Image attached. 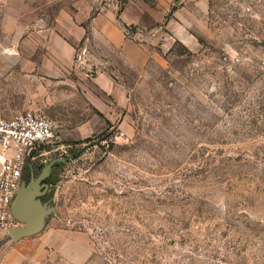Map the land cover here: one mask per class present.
Masks as SVG:
<instances>
[{"label": "rangeland", "instance_id": "rangeland-1", "mask_svg": "<svg viewBox=\"0 0 264 264\" xmlns=\"http://www.w3.org/2000/svg\"><path fill=\"white\" fill-rule=\"evenodd\" d=\"M183 2L135 38L151 55L119 68L111 118L70 85L39 106L53 137L34 165L68 158L45 225L87 233L103 264H264V0ZM183 5L193 43L167 24Z\"/></svg>", "mask_w": 264, "mask_h": 264}, {"label": "crops", "instance_id": "crops-1", "mask_svg": "<svg viewBox=\"0 0 264 264\" xmlns=\"http://www.w3.org/2000/svg\"><path fill=\"white\" fill-rule=\"evenodd\" d=\"M151 1L128 0L118 11L117 2L96 9L97 0H0L2 115L8 118L34 108L41 112L39 106L53 103L70 85L79 87L98 112L111 118L127 101L125 86L117 76L119 68L147 63L151 53L135 38L161 23L172 2ZM184 2H192L193 8L205 4V0ZM186 8L177 7L167 24L175 28L174 37L193 43L186 29L196 16ZM123 24L135 26L136 31L128 35ZM83 42L95 67L91 75L75 63ZM92 115L87 121L94 119ZM0 264L103 263L93 256L87 233L44 224L36 234L0 243Z\"/></svg>", "mask_w": 264, "mask_h": 264}, {"label": "built area", "instance_id": "built-area-1", "mask_svg": "<svg viewBox=\"0 0 264 264\" xmlns=\"http://www.w3.org/2000/svg\"><path fill=\"white\" fill-rule=\"evenodd\" d=\"M78 67L88 66L84 46L75 55ZM53 137L52 120L35 109H26L10 117L0 110V240L10 238V231L20 222L11 213V201L22 181V171L32 151Z\"/></svg>", "mask_w": 264, "mask_h": 264}, {"label": "water", "instance_id": "water-1", "mask_svg": "<svg viewBox=\"0 0 264 264\" xmlns=\"http://www.w3.org/2000/svg\"><path fill=\"white\" fill-rule=\"evenodd\" d=\"M66 159L68 158H53L37 175L32 172L28 181H21L10 205L12 215L20 222V225L10 231L11 239L17 240L42 230L45 217L53 212V207L42 202L40 198L48 190L45 180L50 175L53 165Z\"/></svg>", "mask_w": 264, "mask_h": 264}, {"label": "trees", "instance_id": "trees-1", "mask_svg": "<svg viewBox=\"0 0 264 264\" xmlns=\"http://www.w3.org/2000/svg\"><path fill=\"white\" fill-rule=\"evenodd\" d=\"M126 0H121V4H119V8H118V11L121 9V7L123 6L124 2ZM146 1H149L150 3L152 2L151 0H146ZM125 28H127L128 30L129 29H132L134 26L133 25H126V24H123ZM99 115H102L100 112H97ZM48 147V143L46 144H41L39 145L38 147H36L31 155H34L35 157L39 154V153H42L44 150H46V148ZM34 162H35V158L32 159V160H28V163L27 165L24 167L23 171H22V180H25V181H28L30 176H31V173L33 172L34 175H37L40 170L42 169V167L44 166L43 164H39L37 166L34 165ZM61 164V162H57L53 165L51 171H50V175L47 177V179L45 180V182L48 184V186L52 183H54V180H55V177H54V169L56 167H58L59 165ZM49 197H50V193H48L47 191L40 197L42 202H46L47 200H49Z\"/></svg>", "mask_w": 264, "mask_h": 264}]
</instances>
